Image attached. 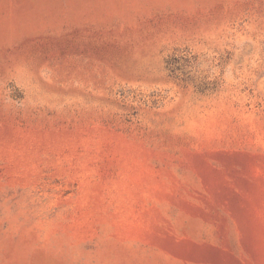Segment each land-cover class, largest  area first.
I'll return each instance as SVG.
<instances>
[{
    "label": "rangeland",
    "instance_id": "obj_1",
    "mask_svg": "<svg viewBox=\"0 0 264 264\" xmlns=\"http://www.w3.org/2000/svg\"><path fill=\"white\" fill-rule=\"evenodd\" d=\"M0 264H264V0H0Z\"/></svg>",
    "mask_w": 264,
    "mask_h": 264
}]
</instances>
